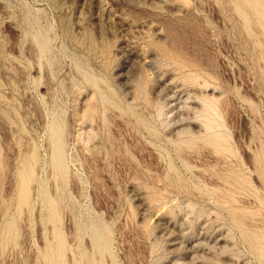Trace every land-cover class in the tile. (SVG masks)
Here are the masks:
<instances>
[{
  "label": "rangeland",
  "instance_id": "1",
  "mask_svg": "<svg viewBox=\"0 0 264 264\" xmlns=\"http://www.w3.org/2000/svg\"><path fill=\"white\" fill-rule=\"evenodd\" d=\"M0 264H264V0H0Z\"/></svg>",
  "mask_w": 264,
  "mask_h": 264
},
{
  "label": "bare ground",
  "instance_id": "2",
  "mask_svg": "<svg viewBox=\"0 0 264 264\" xmlns=\"http://www.w3.org/2000/svg\"><path fill=\"white\" fill-rule=\"evenodd\" d=\"M258 15V14H257ZM258 18V17H257ZM248 20V19H247ZM245 21V20H244ZM262 252V251H261ZM262 254V253H261Z\"/></svg>",
  "mask_w": 264,
  "mask_h": 264
}]
</instances>
